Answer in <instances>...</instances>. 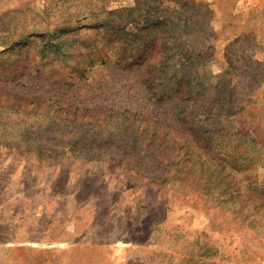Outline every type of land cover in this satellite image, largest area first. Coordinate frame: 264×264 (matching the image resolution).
<instances>
[{"label":"rangeland","instance_id":"1","mask_svg":"<svg viewBox=\"0 0 264 264\" xmlns=\"http://www.w3.org/2000/svg\"><path fill=\"white\" fill-rule=\"evenodd\" d=\"M0 264H264V0H0Z\"/></svg>","mask_w":264,"mask_h":264},{"label":"trees","instance_id":"2","mask_svg":"<svg viewBox=\"0 0 264 264\" xmlns=\"http://www.w3.org/2000/svg\"><path fill=\"white\" fill-rule=\"evenodd\" d=\"M71 104H68V106H70ZM137 118V117H136ZM137 119H139V118H137ZM85 136V135H84ZM89 137H91V136H89ZM186 144H187V142H185L184 144H183V146H181V144H179L178 146H177V149H179V148H182L183 149V147H185L186 146ZM181 149V150H182ZM188 153H192L193 155H195V150H193L192 148H191V145H190V148H189V150H188V152L186 153L185 152V155L187 156L188 155ZM152 154V152H150V153H148L147 155H151ZM199 154V153H198ZM190 156H192L191 154H189L187 157H190Z\"/></svg>","mask_w":264,"mask_h":264}]
</instances>
